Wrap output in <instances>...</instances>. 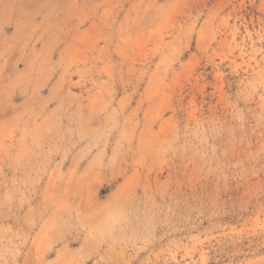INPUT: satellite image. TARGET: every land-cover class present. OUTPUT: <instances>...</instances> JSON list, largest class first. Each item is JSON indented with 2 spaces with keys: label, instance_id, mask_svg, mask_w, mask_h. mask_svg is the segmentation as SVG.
I'll list each match as a JSON object with an SVG mask.
<instances>
[{
  "label": "rangeland",
  "instance_id": "rangeland-1",
  "mask_svg": "<svg viewBox=\"0 0 264 264\" xmlns=\"http://www.w3.org/2000/svg\"><path fill=\"white\" fill-rule=\"evenodd\" d=\"M0 264H264V0H0Z\"/></svg>",
  "mask_w": 264,
  "mask_h": 264
}]
</instances>
